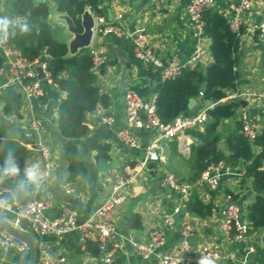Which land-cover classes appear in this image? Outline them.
Segmentation results:
<instances>
[{
    "label": "crops",
    "instance_id": "0c3cea01",
    "mask_svg": "<svg viewBox=\"0 0 264 264\" xmlns=\"http://www.w3.org/2000/svg\"><path fill=\"white\" fill-rule=\"evenodd\" d=\"M190 0H167L158 3L157 0H100L101 13L107 21L123 27L125 32L141 30L157 56L166 62L184 64L191 56L199 36L187 13V4ZM213 9L224 13L228 18L236 15L235 7L238 0H215ZM57 10V9H56ZM61 14L57 11V15ZM264 16V0H252L251 6L240 14L241 26L246 32L242 37V56L240 66L243 77L247 80L242 85L240 94L233 93L222 101L230 99L245 100L247 107L242 104L239 108H246L250 115L258 121L261 128L264 125V38L251 34L249 28L259 23ZM67 28V26H65ZM235 28V27H234ZM69 33V32H68ZM73 35L69 37V41ZM205 44L204 55L199 62L206 65L212 61L209 49V39L202 37ZM69 43V42H68ZM90 49L96 50L101 61L95 64L93 70L98 75L101 92L108 96V105H100L88 115L90 132L82 138L63 137L58 128V106L65 97V92L58 86L43 82L45 95L32 102V108L23 107V118L18 120L5 116L1 112L0 126L9 132L16 124L24 128L29 120L36 116L42 121V129L38 136L55 153L52 160L51 176L45 179L39 187L26 186L29 198L34 195L42 196L49 200L48 216L51 219L59 217L65 207L75 209L80 219L86 217L97 208L103 199L110 193L115 175L124 172L125 165H134L146 157L147 147L155 138L154 132L142 130L138 132L139 146L131 148L123 144L118 133L125 126V95L129 90H134L141 97L149 100L157 96L156 88L163 82L162 72L151 63L144 62L135 52L133 40L126 34L93 35ZM48 56L43 52L42 57ZM4 81L0 75V85ZM197 104L194 110L198 112L206 100L202 96L195 98ZM256 109L255 115L251 109ZM238 112V116L239 113ZM110 117L106 122L103 118ZM235 127V120L223 121L218 129L221 140L218 148L228 153L224 144V137ZM224 128V135L221 129ZM201 129L191 130L197 144L202 141L196 132ZM93 140H100L110 144V159L97 162V151L90 148ZM66 144H77L81 149V159L87 165L85 176L77 177L74 181L67 180L66 163L60 159V152ZM160 151L167 157L166 167L159 163L152 164L141 172L134 182L124 189V202L114 213L121 246L112 264H153L150 259H145L134 252L127 241L129 238L146 240L148 233L153 229H161L165 235L162 250L180 253L183 225L189 221L195 228L191 242L195 245L203 244L226 254L227 257L214 264H241L247 257L250 262L264 264V246L262 236L264 228L253 231L241 241H229L222 236L220 230V210L224 205V194L230 192L235 201L240 205L242 216L248 218V207L259 193L253 178L247 172L249 161H242L232 167L234 174L224 176L218 192L205 188H197L205 202L213 201L215 210L208 218H199L186 210V201L182 202L180 194L164 182L166 170L173 172L180 180L190 181L194 176L195 158L198 154L191 147L189 155L180 151L179 140L173 138L160 141ZM256 151L258 149L256 148ZM232 155V154H231ZM39 163L43 170V161L40 153L35 151L26 161L25 167ZM133 163V164H132ZM198 177L195 179V181ZM181 204L182 210L178 215L174 227L162 223L163 214L174 205ZM138 213L141 215V228L129 227L130 217ZM9 221L11 214L1 212ZM33 235L37 236L33 233ZM81 233L72 231L64 236L57 237L53 234L39 239L40 245L48 248L57 255H65V264H105L100 253H93L81 243ZM253 248V250L251 249ZM28 254L12 248L8 252L0 246V264H27Z\"/></svg>",
    "mask_w": 264,
    "mask_h": 264
},
{
    "label": "built area",
    "instance_id": "2783aa9c",
    "mask_svg": "<svg viewBox=\"0 0 264 264\" xmlns=\"http://www.w3.org/2000/svg\"><path fill=\"white\" fill-rule=\"evenodd\" d=\"M157 1L158 3H164L167 0ZM251 3L252 0H238L235 7L236 15L230 18L232 26L236 29L241 27L240 14L247 10ZM215 5V0H190L187 4V13L199 36V40L195 43L190 58L184 64L166 62L157 56L141 33L142 29L125 32L122 26L107 21L102 13L95 14L90 7L87 9L93 15L94 35H122L126 33L133 40L137 56L144 62L151 63L160 69L163 79L167 80L177 77L183 68L193 67L202 60L205 49L202 40L203 14L206 10L213 9ZM249 32L264 38V16L259 23L249 28ZM91 53L94 56L95 66L101 59L96 50L91 49ZM0 56L3 59V64L0 66V75L4 78L0 90L10 87L18 91L23 100L22 108L25 106L32 108V102L45 95L43 82L57 86L47 70L46 60L48 56L42 57L40 55L34 60L27 59L16 47L11 45L8 32L6 34L0 33ZM39 66L42 68V73L37 69ZM200 96H203V94L200 93ZM217 103V101L206 100L204 106L198 112L180 114L171 122L166 123L161 121L157 113V96L146 100L134 90H129L125 95V126L118 133L119 140L131 148H137L139 146V131L149 130L154 132L155 138L148 145L146 157L143 160L136 162L134 165H125L124 172L115 175L110 193L97 208L80 219L75 209L65 207L59 217L51 219L48 216L50 207L48 199L36 194L23 202L12 188L0 185V211L11 214L13 219L10 222L14 226L25 232L36 234L38 239L49 234L61 237L69 232L78 231L81 233L80 241L82 244H85L89 239L96 241L105 264H112L118 249L121 247L117 241L119 232L114 221V213L125 200L124 189L129 187L135 178L150 165L159 163L166 167L167 157L160 151L161 140L177 138L180 151L189 155L192 144L196 140L190 131L205 126L209 120L208 110ZM239 113V119L242 122L241 132L253 143L261 131V126L246 108H241ZM103 119L106 122L112 120L110 117H104ZM42 127L41 119L36 116L32 117L28 126L25 127V136L29 140L35 139L36 146L33 147L32 144H28V146L40 153L43 161V171L47 173L45 179H47L52 173V160L55 153L50 145L38 140ZM233 174L234 171L231 165L220 159L208 162L194 182L180 180L173 172L168 170L165 171L163 179L170 188L180 194L182 202H184L188 200L190 192L194 189L197 190V188L203 187L209 191L218 192L221 179L224 176H232ZM223 198L224 205L219 216L222 236L229 241H241L252 230L251 223L248 218L242 216L241 207L235 201L232 193H225ZM181 210L180 203L174 205L163 214L162 223L165 226L174 227ZM194 230V226L189 221L183 225L180 253L168 252L160 248L165 243V235L161 229L151 230L146 240L129 238L127 241L134 252L142 258L150 259L153 264H198L200 258L205 256L213 261H220L227 257L226 254L217 249L203 244L195 245L191 242ZM0 246L4 252L14 248L19 252L29 254L28 247L24 242L1 228ZM251 249L253 250V248ZM66 261L65 255L55 254L40 245L39 241L37 264H65ZM241 264L260 263L250 262L245 257Z\"/></svg>",
    "mask_w": 264,
    "mask_h": 264
},
{
    "label": "trees",
    "instance_id": "16d2710c",
    "mask_svg": "<svg viewBox=\"0 0 264 264\" xmlns=\"http://www.w3.org/2000/svg\"><path fill=\"white\" fill-rule=\"evenodd\" d=\"M59 13H67L74 21L78 31H82L81 16L90 7L95 14H101L100 0H53ZM50 7L48 0H0V17H7L15 23L8 28L9 40L21 54L34 60L43 52L48 54L47 70L55 84L65 92V97L58 106V128L63 137L82 138L90 132L88 115L100 105H108L109 98L101 92L98 75L94 72V56L90 48L79 50L75 54L69 52L68 41L62 35L57 36L55 27L49 22ZM202 35L209 39L212 61L206 65L198 63L193 67H185L173 78L163 80L156 88L157 113L163 122H171L175 117L189 111L191 98H198L218 103L208 110L209 120L203 132H196L201 144L193 143L195 158L194 182L200 176L207 163L212 160H225L232 167L242 161H249L248 174L253 178L259 193L248 207V219L252 230L264 228V125L253 143L241 132L242 122L238 112L241 103L238 99L222 101L233 93H240L246 83L240 70L243 60L242 37L245 27L236 29L230 18L224 13L208 9L203 14ZM27 23L28 32L21 33L17 24ZM3 59L0 56V66ZM1 112L18 120L23 118V100L21 94L8 87L0 90ZM227 119L235 120V127L224 137L228 153L218 148L221 134L218 129ZM28 144L36 146L35 139L25 136V128L16 124L12 131L0 126V167L3 166L9 153L15 158L20 175L5 178L0 185L12 188L21 201L29 198L26 188L19 187L24 179L26 161L35 150ZM90 148L97 151V162L110 159V144L93 140ZM256 148L258 151H256ZM231 154H238L232 157ZM60 159L66 163L67 180L74 181L85 176L87 165L81 159V149L77 144H66L60 152ZM133 164V163H132ZM186 210L199 218L210 217L215 205L213 201L205 202L198 190L190 192L186 202ZM141 215L133 214L129 227L141 228ZM86 249L100 253L97 242L87 240Z\"/></svg>",
    "mask_w": 264,
    "mask_h": 264
},
{
    "label": "water",
    "instance_id": "95a60500",
    "mask_svg": "<svg viewBox=\"0 0 264 264\" xmlns=\"http://www.w3.org/2000/svg\"><path fill=\"white\" fill-rule=\"evenodd\" d=\"M57 18L63 20L67 26V30L73 35L68 43L69 52L71 54L77 53L84 48H90L93 38V26L94 19L92 13L86 9L81 16L82 31H78L73 19L67 13H61L57 15ZM38 71L42 73V68L39 66ZM240 103L247 107V102L241 100ZM197 101L195 98H191L189 101V109L194 110ZM256 109H251V113L254 116ZM197 143V142H194ZM232 157H238V154H232ZM0 228L6 230L7 233L13 235L18 240L24 242L29 250L27 264H37L38 259V245L39 239L30 232H25L20 228L14 226L5 216L0 214ZM264 232V230H263ZM262 244L264 246V234L262 236Z\"/></svg>",
    "mask_w": 264,
    "mask_h": 264
},
{
    "label": "clouds",
    "instance_id": "9594fccd",
    "mask_svg": "<svg viewBox=\"0 0 264 264\" xmlns=\"http://www.w3.org/2000/svg\"><path fill=\"white\" fill-rule=\"evenodd\" d=\"M15 23L14 21L9 20L7 17H0V33L6 34L10 24ZM21 33L28 32L27 23L19 22L17 24ZM24 179L19 181V187L21 189L26 188L28 185H34L39 187L41 182L46 178L47 173L44 172L39 163H33L24 168L23 171ZM20 175V168L12 156L9 153L7 159L5 160L2 167H0V182L5 178L17 177ZM198 264H214V261L209 257H201L198 261Z\"/></svg>",
    "mask_w": 264,
    "mask_h": 264
},
{
    "label": "rangeland",
    "instance_id": "374dc122",
    "mask_svg": "<svg viewBox=\"0 0 264 264\" xmlns=\"http://www.w3.org/2000/svg\"><path fill=\"white\" fill-rule=\"evenodd\" d=\"M48 3H49L50 11H51L50 16H49V22L55 27L56 35L59 37H60V35H62V37L66 38V40L69 42L68 39H69L71 33L65 27L66 26L65 22L63 20H55L54 19L55 14L57 13L54 1L48 0ZM223 130H224V128L221 129V131H222L221 133L224 135L225 131L223 132Z\"/></svg>",
    "mask_w": 264,
    "mask_h": 264
}]
</instances>
